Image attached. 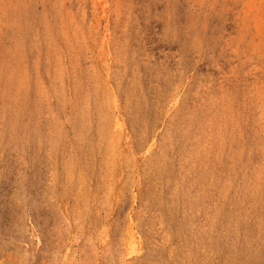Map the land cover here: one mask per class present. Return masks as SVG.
Masks as SVG:
<instances>
[{
    "label": "rangeland",
    "instance_id": "rangeland-1",
    "mask_svg": "<svg viewBox=\"0 0 264 264\" xmlns=\"http://www.w3.org/2000/svg\"><path fill=\"white\" fill-rule=\"evenodd\" d=\"M0 264H264V0H0Z\"/></svg>",
    "mask_w": 264,
    "mask_h": 264
}]
</instances>
